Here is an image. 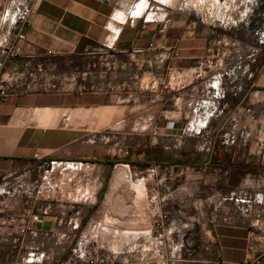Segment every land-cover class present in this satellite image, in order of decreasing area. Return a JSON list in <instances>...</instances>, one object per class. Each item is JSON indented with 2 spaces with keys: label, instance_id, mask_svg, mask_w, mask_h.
Listing matches in <instances>:
<instances>
[{
  "label": "rangeland",
  "instance_id": "obj_1",
  "mask_svg": "<svg viewBox=\"0 0 264 264\" xmlns=\"http://www.w3.org/2000/svg\"><path fill=\"white\" fill-rule=\"evenodd\" d=\"M162 1V12L148 10L144 16L149 21L163 16L164 22L174 20L177 28L164 30V40L152 43L163 48L153 47L140 59L119 56L114 62L106 52L92 48L66 59L16 60L15 90L78 87L111 92L109 87L125 84L118 86L121 91H112L117 98L111 107L67 116V126L78 136L68 146L69 159L24 163L27 178L17 181L14 174L0 179V233L6 239L0 240V264H190L194 257H203L202 246L210 243L205 232L216 224L205 215V199L223 200L227 209L235 208L233 203H243L244 209L264 203V177L259 180L257 174L249 173L248 183L240 187L234 174L227 176L228 183L204 180L203 174H195L198 169L182 165L198 159V151L235 149L238 139L245 141L247 149L252 135L248 82L264 66V0ZM154 32L148 31L149 38ZM171 35H190L205 44L203 55L190 65L199 68L204 80L195 89L186 86L187 77H180L187 65L171 61L179 57V50L165 40ZM210 69L204 77L203 71ZM3 76L13 80L11 75ZM240 83H244L248 114L242 123L235 111L221 103ZM137 92H143L142 98L132 95ZM221 93L223 98L217 99ZM123 98L129 102L122 104ZM165 120L180 124L181 138L163 136L154 129ZM94 153L108 157L111 164L103 166L101 160L93 159ZM117 167H126L132 182L142 180L143 203L135 206L124 177L110 187ZM154 213L165 216L164 260L154 249ZM44 216L62 218L57 227V231L63 228L62 233H32L31 226ZM110 216L144 220L142 225H123Z\"/></svg>",
  "mask_w": 264,
  "mask_h": 264
},
{
  "label": "crops",
  "instance_id": "obj_2",
  "mask_svg": "<svg viewBox=\"0 0 264 264\" xmlns=\"http://www.w3.org/2000/svg\"><path fill=\"white\" fill-rule=\"evenodd\" d=\"M27 1L0 0V14L6 11L12 17L17 11L15 7L19 4L27 6L29 5ZM162 5V0H39L29 13L28 26L22 30L25 40L20 43L21 55L18 59L27 63L39 59H66L80 56L92 48L106 52V57L114 59V62L119 56L140 59L143 53L150 50L149 43L158 44L164 40V30L175 31L177 28L174 20L167 23L163 21V16H159L156 21H149L144 16L148 10H154L159 14L163 11ZM151 29H155V32L149 38L148 31ZM13 40L14 31L0 28V42L9 43ZM165 40L169 42V47L173 46L179 50V57L171 61L187 65L188 70L180 74V77L189 79L186 86L194 89L200 86L203 80L201 71L190 65L196 63L195 61L203 55L205 44L201 45L199 40L190 35L182 37L171 35V38L167 37ZM0 59L4 63L3 71L10 73L3 75L7 77L11 75L13 78L10 81L2 76L0 83V86L8 87L5 94H0L2 181L14 174H17L15 178L17 181L27 178L29 173L21 166L24 163L29 165L36 160L47 158L69 159L68 146L74 144L78 136L75 130L67 126L69 124L67 116L73 114L78 116L86 111L98 112L105 107H111L113 99L117 98L112 91L125 84L124 82L121 85L117 84L114 89L109 87L111 92L103 89L82 91L78 87L50 92L20 91L14 88V82L19 77L15 70L17 59L9 60L3 57ZM123 67L124 64L120 65L121 69ZM211 69L203 71V76L211 72ZM248 84L249 94L246 102L252 109L250 127L252 135L251 139L247 140V149L244 147L245 141L238 139L235 149L198 151L201 155H196L198 159L190 161L191 164L187 168L198 169L199 172L195 174H203L204 180H225L228 183L227 176L234 174L239 177V184L242 187L248 183L249 173L252 177L257 174L259 180L264 177V66L255 70ZM243 86L244 83H240L235 92H228L226 99L221 100L228 111H235L241 123L248 115L244 109ZM132 95L135 98H142L143 92ZM128 97L131 98L130 93ZM128 102L127 98L121 101L122 104ZM138 107L142 108V105ZM155 126L154 129L163 136L181 138L184 134L180 124L175 121L165 120L157 122ZM85 157L78 159L82 160ZM92 157L101 160L104 164H100L103 166H109L108 157L102 158L96 153ZM200 157L203 160H200ZM242 204L233 203L235 208L227 209V203L223 200L213 201L212 198L204 200L207 208L205 215L210 218V222L214 221L216 224L205 232L210 236V243L205 242L202 246L203 257L197 259L194 257V260L188 263L264 264V203L257 202L252 208L247 206L246 209ZM158 215L161 213H154L152 217ZM62 221V218L44 216L37 221L40 225L31 226V231L45 233L44 235L62 233V227L57 231L58 224ZM12 222L18 223L20 220L12 219ZM28 222L34 223V219H28ZM12 226L14 228L13 224ZM4 238L5 233H0V240H6Z\"/></svg>",
  "mask_w": 264,
  "mask_h": 264
},
{
  "label": "built area",
  "instance_id": "obj_3",
  "mask_svg": "<svg viewBox=\"0 0 264 264\" xmlns=\"http://www.w3.org/2000/svg\"><path fill=\"white\" fill-rule=\"evenodd\" d=\"M39 0H28L27 2L29 5L19 4L16 8V14H14L12 17L9 12H2L0 14V28L8 31H14V40L6 43V42H0V57H3L4 59L9 60H16L21 55V47L20 43L25 40V36L22 33V30L24 27L28 26V16L31 12L34 5ZM12 27H10V26ZM153 47H156L157 49H162V45H156L154 46L152 43H149L148 48L151 49ZM172 55H177V52L174 51V53H171ZM3 68L4 63L3 60L0 59V83L2 82V76H3ZM8 90L7 85L6 86H0V94H5ZM222 99L223 95H219L217 99ZM216 99V100H217ZM156 133V132H155ZM154 133V134H155ZM232 142V141H231ZM164 215H158L154 218L153 221V233L154 234V249L157 252L158 257L160 260H164V257L167 255V245H166V233H168L164 227ZM167 247V248H166ZM171 253L176 252V247L171 249Z\"/></svg>",
  "mask_w": 264,
  "mask_h": 264
},
{
  "label": "bare ground",
  "instance_id": "obj_4",
  "mask_svg": "<svg viewBox=\"0 0 264 264\" xmlns=\"http://www.w3.org/2000/svg\"><path fill=\"white\" fill-rule=\"evenodd\" d=\"M128 173L129 172L126 167H117L113 171V175H112L113 181H111L112 183L110 187L114 188L116 184L118 183L120 177H124L126 179L125 181L128 184H130V188H131L130 191H131V195L133 198V202L135 206H137L138 203H143L145 199V190H144L143 182L142 180H138L137 182H132ZM109 218L112 219L113 221L117 220L118 223L122 222L123 225L128 224V225H133V226H136L137 223H141L142 225L143 220H144V219H140L137 217H129L127 220L119 219L118 216H110Z\"/></svg>",
  "mask_w": 264,
  "mask_h": 264
},
{
  "label": "trees",
  "instance_id": "obj_5",
  "mask_svg": "<svg viewBox=\"0 0 264 264\" xmlns=\"http://www.w3.org/2000/svg\"><path fill=\"white\" fill-rule=\"evenodd\" d=\"M107 164L110 165L111 162H108ZM189 164H191V163H190L189 160H187V163H184V164H182V165H187V166H188ZM168 165H170V166H174V164H173V163H170V162H168Z\"/></svg>",
  "mask_w": 264,
  "mask_h": 264
}]
</instances>
